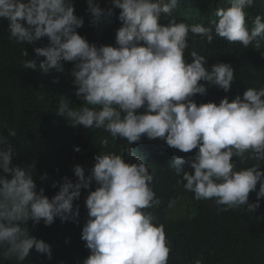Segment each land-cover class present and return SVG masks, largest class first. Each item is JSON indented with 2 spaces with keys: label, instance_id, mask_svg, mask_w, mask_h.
Returning <instances> with one entry per match:
<instances>
[{
  "label": "clouds",
  "instance_id": "clouds-1",
  "mask_svg": "<svg viewBox=\"0 0 264 264\" xmlns=\"http://www.w3.org/2000/svg\"><path fill=\"white\" fill-rule=\"evenodd\" d=\"M255 2L229 0V7L218 8V20L211 22L215 34L246 48L264 36V17L257 15L248 24L247 9ZM110 3L111 7L103 8L96 0H87L92 26L112 16L115 9L121 10L115 47L90 44L77 32L84 19L75 14L73 0H0V18L10 21V39L16 43L48 38L47 47L35 48L38 57H46L39 64L43 73L63 72L61 61L75 62L70 76L83 104L72 108L62 97L57 109L73 127L103 129L114 139L125 138L128 147L123 151L129 157H135L130 145L143 136L159 138L184 153L198 149L194 157L173 159L170 167L182 176L177 183L194 193L196 200H214L220 212L245 205L255 212L264 198V171L260 170L264 88L248 87L231 102L226 97L219 104L198 106L192 97L207 93L201 81L228 92L236 79L230 64L215 63L209 71L207 58L196 51L189 53L191 62L185 58L189 33L206 37L211 44L213 28L175 19L161 23V17H170L180 0ZM23 55L28 56L26 49ZM23 67L36 70L37 62L26 60ZM8 136L15 137L16 131L8 129ZM103 145L108 146L107 139ZM13 156L8 137L0 135V259L22 264L35 249L51 260L50 244L30 235L22 225L31 220L51 226L57 217L78 223L79 206L74 210L73 202L94 181L98 187L87 196L88 220L81 237L90 255L82 264H168L171 247L164 225L154 223L152 212L145 211L161 204L153 189L154 175L145 162L131 163L120 154L100 153L87 177L85 169L76 165L77 182L68 177L62 184L53 182L59 191L49 199L43 188L37 191L31 169L14 165ZM233 157L238 160L234 162ZM249 161L257 163L238 167ZM185 163L194 173L183 171ZM40 179H47V173ZM258 184L257 201L250 203L249 195ZM174 203L170 201L169 206Z\"/></svg>",
  "mask_w": 264,
  "mask_h": 264
},
{
  "label": "trees",
  "instance_id": "trees-1",
  "mask_svg": "<svg viewBox=\"0 0 264 264\" xmlns=\"http://www.w3.org/2000/svg\"><path fill=\"white\" fill-rule=\"evenodd\" d=\"M96 2L103 8L111 7L110 0ZM73 4L75 14L84 19V25L77 32L90 44L115 47L116 33L122 26L118 19L121 10L115 9L112 16L92 26L87 0H73ZM229 6V0H180L170 17H161V23L165 24L175 19L178 23L183 21L190 25L211 26L214 36L211 44L206 37L189 33L186 60L191 62L189 53L196 51L207 58L205 66L209 71L219 62L230 64L235 70L236 79L228 92L201 81L207 93L192 97L198 106L209 102L219 104L226 97L231 102L237 95L242 96L248 87L264 88V36L258 37L246 48L239 42L229 43L215 34L214 25L211 24L213 20H218L215 12L218 8ZM247 12L251 26L255 16L264 17V0H256L255 6L247 9ZM9 24L7 18H0V135L7 136L14 148L13 164L31 169L37 191L43 188L44 194L51 199L59 191V186H52L53 182L62 184L64 177L77 182L78 178L73 172L76 165L85 169L87 177L95 166V156L100 153L120 154L126 162L131 163L140 159L154 175L153 189L161 200L158 207L145 211L152 212L154 223L164 225L171 247L168 264H196L197 260H201L202 264H264V198H260V206L255 212L248 211L246 205L220 212L214 200H196L194 193L178 184L182 176H177L170 167L175 157H194L198 149L184 153L159 138L143 136L139 142L130 145L135 157H129L123 151L128 147L125 138L114 139L103 129L73 127L66 116L57 113V109L62 97L70 101L72 108H79L83 104L76 95L77 88L70 76L75 62L61 61L63 72L53 69L48 74L43 73L39 70V64L46 57H38L35 48L47 47L48 38H41L32 44L16 43L10 39ZM25 49L27 57L23 55ZM31 59L37 62L36 70L23 67L24 62ZM5 124L7 128L3 127ZM8 129L15 130L16 136H8ZM105 139L108 140L106 148L103 145ZM77 146L81 149L79 152L74 150ZM237 160V157H233L234 162ZM254 163L257 161L238 164V167ZM260 164V170L264 171V161ZM183 171L194 173L188 163L183 165ZM45 173L47 179H40ZM96 187L98 185L93 181L91 188L82 189L80 198L74 200V210L75 206H79L78 223L72 220L62 222L57 217L51 226H46L43 221L35 224L31 220L27 225H22L30 235L50 244L52 249L51 260L47 254L37 253L33 249L22 264H82L90 255L86 242L81 239L82 229L88 220L85 202L90 191ZM258 190L259 184L256 191L249 195L250 203L257 201ZM181 197L185 200V211L175 216L172 211L179 206L183 199ZM173 200L175 203L170 207ZM0 264H17V261L0 259Z\"/></svg>",
  "mask_w": 264,
  "mask_h": 264
},
{
  "label": "rangeland",
  "instance_id": "rangeland-1",
  "mask_svg": "<svg viewBox=\"0 0 264 264\" xmlns=\"http://www.w3.org/2000/svg\"><path fill=\"white\" fill-rule=\"evenodd\" d=\"M181 198H183V197H181ZM178 206V205H177ZM176 206V207H177ZM185 207H186V205H185V200H184V198L182 199V201L180 202V204H179V206L177 207V208H172V214L173 215H175V216H180L181 214H183L184 213V211H185Z\"/></svg>",
  "mask_w": 264,
  "mask_h": 264
}]
</instances>
